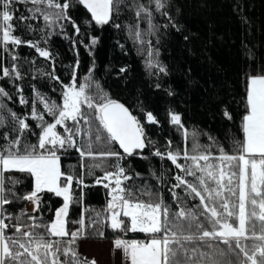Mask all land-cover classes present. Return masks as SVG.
<instances>
[{
  "label": "snow or ice",
  "instance_id": "snow-or-ice-1",
  "mask_svg": "<svg viewBox=\"0 0 264 264\" xmlns=\"http://www.w3.org/2000/svg\"><path fill=\"white\" fill-rule=\"evenodd\" d=\"M16 3L32 5L28 9L30 15L20 17L22 22L43 18L40 39L45 44L53 35L63 34L69 39L66 24H71L76 36L80 35L79 25L68 15L74 5L83 6L97 26L108 25L122 7L127 8L135 13L136 23L113 26L125 28L129 39L139 45L137 51L141 55L147 46L145 67L150 75L168 73L159 60L158 48L147 38L155 36L159 43L167 29L180 31L171 11L176 7L174 0H147V4L142 0H63L62 3L60 0H0V52L3 53L0 78L13 82L23 79L20 57L15 51L21 45L34 48L46 60H53L50 50L42 48L39 42L25 41L13 34ZM157 15L163 23L156 22ZM142 22L147 24L146 29L141 27ZM27 27L33 30L31 24ZM77 43L71 40L74 49ZM98 43V37L92 36L85 47L91 54V48ZM9 56L10 66L5 59ZM78 68L77 59L68 83L55 75L54 67L47 73L37 70L39 76L60 83V98L57 101L33 89L30 116H21L9 108L6 100L12 99L11 94L0 86V264H89L77 253L76 242L86 237L88 230L103 237L100 229L106 221H110L108 226L113 231L150 235L147 242L114 240V248L122 250L130 264H264V73L246 76L243 141L234 142L235 154H229L217 143V138L209 136L212 143L202 145L195 133L191 135L190 150L186 143L183 150L179 147L174 150L168 141L166 151L161 152L129 108L104 91L94 77V62L79 83ZM126 71L125 67L119 69L120 73ZM156 87L161 85L157 83ZM16 92L19 104L27 106L29 100L24 98L23 89L16 86ZM167 94L174 93L169 90ZM222 111L231 119L226 108ZM45 113L52 117V122L45 120ZM168 115L172 125L184 128L180 115L171 110ZM29 119L37 122L38 132L28 123ZM145 120L149 124L159 123L150 111L145 112ZM58 126L63 129L62 133ZM114 145L119 146L123 155ZM148 146L155 148L153 155L167 159L179 170L173 177L176 183L170 189L178 211L165 203L159 190L125 183L133 177L122 164L124 155L134 156L137 150L142 152ZM67 148L79 153L81 172L78 175L61 171L57 153ZM212 148L218 149L219 156L213 155ZM255 154H259V161L251 158ZM181 159L185 163H179ZM98 170L103 172L102 176L96 175ZM25 176L31 178V189L20 195L17 187L26 183ZM87 177L94 178V185L108 189L110 199L95 216L86 217L82 212L78 220L71 221L78 227L69 231L66 218L70 206L82 204L84 189L92 186L85 183ZM178 188L184 189L185 198L177 194ZM76 189H79L78 198ZM45 193L62 198L50 222L35 215L24 220L22 215L4 211L5 205L21 200L30 202L32 212L37 213L43 204L41 194ZM189 199L199 202L189 205ZM12 220L16 223H11ZM10 228L14 232L8 235Z\"/></svg>",
  "mask_w": 264,
  "mask_h": 264
},
{
  "label": "trees",
  "instance_id": "trees-1",
  "mask_svg": "<svg viewBox=\"0 0 264 264\" xmlns=\"http://www.w3.org/2000/svg\"><path fill=\"white\" fill-rule=\"evenodd\" d=\"M244 1L174 0L176 7L171 11L178 21L180 31L167 29L159 43L155 36L147 38L153 42V47L158 48L159 60L168 69L167 75L163 73L150 75L145 67L147 46L144 55H141L137 51L139 45L129 39L125 28L117 29L113 26L115 23L122 26L136 23L135 13L127 8L122 7L108 25L97 26L82 6L74 5L68 10V15L79 25L80 35L76 36L71 24H66L65 31L69 39H65L63 34L53 35L45 44L40 39V29L44 28L43 18L22 22L20 17L30 15L28 9L32 5L16 3L13 5L15 19L12 23L16 29L13 34L25 41L39 42L42 48L50 50L53 60L40 57L34 48L26 45L16 48L23 79L13 82L7 78H0V86L12 97L10 101L6 100V103L21 116H30L33 89H38L51 99L59 101L60 98V83L39 76L37 70L47 73L52 72L54 67L55 75L64 83H68L78 59L77 83H79L94 62V77L100 81L104 91L129 108L141 121L147 137L161 152L166 151L168 141L172 142L174 150L178 147L183 150L185 143L190 150L191 135L195 133L200 144H211L209 136L215 137L217 143L222 144L229 154H235L232 145L236 141H243L242 120L247 114L246 76L264 73V59L253 65L244 66L245 58L252 60L256 55L254 49L247 46L244 41V27L249 24ZM60 2L62 3L63 0ZM142 2L147 4V0ZM156 22L164 21L157 15ZM28 24L32 25V31H29ZM141 27L146 29L147 24L142 22ZM92 36L98 37L99 43L91 48L90 54L85 45L90 44ZM73 39L78 41L75 49L71 44ZM80 41L83 43H79ZM0 56H3L2 52ZM5 59L10 66V56ZM121 67L127 68V71L120 73ZM157 83L161 85L160 88L156 87ZM16 86L23 89L24 98L29 100L27 106L19 104ZM169 90L174 94L168 95ZM39 108L42 111V105H39ZM223 108L230 113L231 119L224 116ZM169 110L180 115L184 128L178 129L170 123ZM146 111L152 112L159 123H147ZM44 115L45 120L52 122V117L47 116L46 113ZM28 123L34 130L39 131L35 129L36 121L29 119ZM58 131L62 133L63 129L58 126ZM185 133L188 134L187 138ZM35 141L36 137H31V142ZM155 148L148 146L142 152L137 150L134 156L124 155L122 164L128 170L127 174L133 177L125 183L159 190L165 203L173 211H178L170 189L176 183L173 177L179 170L167 159L153 155ZM114 149L122 153L118 145H114ZM211 151L214 156H219L217 148H212ZM57 155L60 158L61 171L77 175L81 172V158L74 148L62 149ZM178 162L185 163L182 159ZM213 162L219 163V161ZM200 163L204 164V161ZM96 175L102 176L103 172L98 170ZM187 179L191 180L192 177ZM25 180L26 183L17 187L20 195L31 189V178L25 176ZM85 183L92 186L84 189L82 204L70 206L69 216L66 218L68 221L66 227L69 231L78 227L71 221L78 220L82 212L86 217L95 216L96 212L106 207L110 199L109 190L102 185H94V178L87 177ZM175 191L182 199L185 198L183 188ZM75 195L79 197V189L75 190ZM41 198L43 204L40 211L22 215L24 220H27L29 215L41 217L46 223L54 219L55 209L61 205L62 198L46 193L41 194ZM198 202V199L188 200L189 205ZM28 203L16 200L5 205L4 211L15 216L16 212ZM124 219L127 221V218ZM5 222L9 223L8 220ZM11 223L15 224L16 221L12 220ZM108 225L110 222L106 221L105 226L100 229L104 232L103 237L93 230H88L86 237L78 239L75 245L77 253L79 254L81 242L114 241L117 238L146 242L150 238L149 234L141 232L113 231ZM13 232L14 229L10 228L7 234L11 235Z\"/></svg>",
  "mask_w": 264,
  "mask_h": 264
},
{
  "label": "rangeland",
  "instance_id": "rangeland-1",
  "mask_svg": "<svg viewBox=\"0 0 264 264\" xmlns=\"http://www.w3.org/2000/svg\"><path fill=\"white\" fill-rule=\"evenodd\" d=\"M244 6L249 18V24L244 27V41L256 52L252 60L244 59V66H250L264 59V0H245Z\"/></svg>",
  "mask_w": 264,
  "mask_h": 264
},
{
  "label": "crops",
  "instance_id": "crops-1",
  "mask_svg": "<svg viewBox=\"0 0 264 264\" xmlns=\"http://www.w3.org/2000/svg\"><path fill=\"white\" fill-rule=\"evenodd\" d=\"M254 156L259 155L255 154ZM253 159H260L254 158ZM110 198V197H109ZM114 241L81 242L79 244V254L81 259H87L89 264H130L122 250L115 249ZM147 242V241H146ZM95 245V246H94Z\"/></svg>",
  "mask_w": 264,
  "mask_h": 264
},
{
  "label": "built area",
  "instance_id": "built-area-1",
  "mask_svg": "<svg viewBox=\"0 0 264 264\" xmlns=\"http://www.w3.org/2000/svg\"><path fill=\"white\" fill-rule=\"evenodd\" d=\"M32 208H33L32 204H27L21 210H18L16 212V215H27L30 212H32Z\"/></svg>",
  "mask_w": 264,
  "mask_h": 264
},
{
  "label": "water",
  "instance_id": "water-1",
  "mask_svg": "<svg viewBox=\"0 0 264 264\" xmlns=\"http://www.w3.org/2000/svg\"><path fill=\"white\" fill-rule=\"evenodd\" d=\"M83 7V6H82ZM84 8V7H83ZM85 9V8H84ZM86 10V9H85ZM87 11V10H86ZM90 15V13H88ZM119 147V146H118ZM122 151V150H121Z\"/></svg>",
  "mask_w": 264,
  "mask_h": 264
}]
</instances>
